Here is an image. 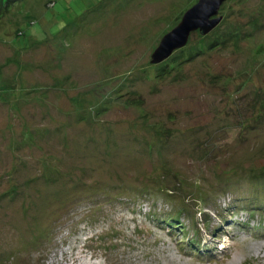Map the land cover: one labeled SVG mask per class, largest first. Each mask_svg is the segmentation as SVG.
Wrapping results in <instances>:
<instances>
[{
	"label": "rangeland",
	"instance_id": "obj_1",
	"mask_svg": "<svg viewBox=\"0 0 264 264\" xmlns=\"http://www.w3.org/2000/svg\"><path fill=\"white\" fill-rule=\"evenodd\" d=\"M197 1L0 8V264H264V221L235 209L264 197L248 175L264 169V0H226L184 46L206 51L158 80L152 55ZM163 170L173 193L110 190ZM200 195L206 216L177 218Z\"/></svg>",
	"mask_w": 264,
	"mask_h": 264
},
{
	"label": "trees",
	"instance_id": "obj_2",
	"mask_svg": "<svg viewBox=\"0 0 264 264\" xmlns=\"http://www.w3.org/2000/svg\"><path fill=\"white\" fill-rule=\"evenodd\" d=\"M16 2V1H18V0H0V8H3V5L4 4H8L9 2ZM54 1L52 2V1H50V3L47 5V8L48 9H50L51 7H53L54 6ZM88 7V6H87ZM85 9V8H84ZM83 9V10H84ZM80 12H77V13H75L73 16H72V20H71V22L69 23L70 25L69 26H72V24H74V23H76V25L77 24H81V22H82V19H84L85 17H81L80 16V14H79ZM242 33H244V32H242ZM57 34V33H56ZM207 36V35H206ZM200 49H197L198 51H196V52H198V53H192V54H188V53H186L185 51H186V49H185V47H183V48H181V49H178V50H176V51H174L173 53H172V55L169 57V60H165V64L164 65H162L161 66V68L158 70V69H156L155 70V72L157 73L156 74V78L158 79V80H163V79H165V78H167V77H172V78H174L172 75H170L172 72H174V71H176L178 68H179V66L181 65V63H177L178 61H184V60H189V59H191V58H195V56L197 55V54H199L200 52H205L206 51V49H207V47H208V45L206 44H201L200 45ZM177 51H179L178 52V55L176 56V55H173L175 52H177ZM179 53H181V54H179ZM180 56V57H179ZM180 59V60H179ZM177 63V64H176ZM133 104H136V105H140L141 104V102H139V101H135V102H133ZM141 110V109H140ZM141 119H143V121H141V122H143V124H145L144 122H149V123H147V125L146 126H150L149 127V129L147 130V131H145V132H143L142 134H141V137L143 138V135L146 133V134H153V136L154 137H156L157 135H158V137L157 138H159L160 136H159V134L160 133H167L169 130H163L162 129V127H161V125L159 124V123H157V122H155V121H153L151 118H148L147 116H145L144 115V117H141ZM160 140L162 139V137H160L159 138ZM144 141H149L150 142V140H144ZM154 141V140H153ZM205 144H206V142H205ZM201 147H205L204 146V143H202V146ZM134 162L136 161V158L133 160ZM160 168H162L163 169V166H161ZM136 170H129L128 168H126V172L123 170L122 172H123V174L125 175V176H127L130 180H134V179H139L140 178V173H138V172H135ZM230 171V170H229ZM152 176H146L145 178H147V179H150V181H145L144 182V184L145 185H142V187H136V188H134V189H131V188H127V186H125L124 185V187L125 188H123L122 187V185H120V184H114L115 185V189H113V187H114V185L112 186V187H110V190L111 191H116V190H124V191H133V190H137V189H139V191H141V192H143V191H148L149 190V188H151L152 190L153 189H155V188H153V187H156L157 189H159V191H166L167 190V193H173V190H170V189H168V188H165L166 187V184H159L158 182H157V179H163L164 177H163V175L162 174H166L165 172H164V170H163V172H161V173H158V172H153L152 171ZM226 174H229V173H226ZM249 176H250V178H252V179H255V180H261V179H264V169L263 170H261V171H254L253 173L250 171L249 172V174H248ZM142 177V176H141ZM159 177V178H158ZM162 177V178H161ZM229 180V179H228ZM227 180V181H228ZM148 182H151V184H149ZM156 184H157V186H156ZM181 185H184V184H181ZM239 185V184H238ZM254 185H259V184H254ZM149 188H148V187ZM256 188H257V186H255ZM145 189V190H144ZM181 190H179V192H180ZM199 193H200V190H199ZM201 194V193H200ZM198 199H195V201H193L194 202V205L192 206V205H190L191 204V202H190V200L188 199V198H183V199H181L180 201H181V203H182V205L180 206V209L181 210H179V211H177V214H176V216H177V218H179L180 217V211H185V212H188V213H191V211L194 209V217L196 216V214L197 215H199V216H206V209H209V205H211L210 203V198H208L207 196H203V195H200V196H198L197 197ZM186 208H188V210H186ZM244 208V209H243ZM238 212H240V213H245V214H247V215H254V212H255V215H256V221L257 222H263L264 221V197L263 196H259V195H257V197L255 198V199H251V200H249V199H247L246 200V202L242 205V207H236L235 208ZM245 210V211H244ZM182 213V212H181ZM169 219H173V218H171V216H169L168 218H167V221L169 220ZM193 219V218H192ZM196 219V218H195ZM194 219V220H195ZM177 227V224L175 225V228ZM200 227V226H199ZM257 230H258V228H256ZM261 230V229H260ZM196 243V245H199L200 244V242H195Z\"/></svg>",
	"mask_w": 264,
	"mask_h": 264
},
{
	"label": "water",
	"instance_id": "obj_3",
	"mask_svg": "<svg viewBox=\"0 0 264 264\" xmlns=\"http://www.w3.org/2000/svg\"><path fill=\"white\" fill-rule=\"evenodd\" d=\"M225 1L198 0L183 14L174 29L162 38L158 48L152 55V62L159 64L168 59L174 51L183 48L187 44L193 32L207 35L214 30L222 21V16L218 13Z\"/></svg>",
	"mask_w": 264,
	"mask_h": 264
},
{
	"label": "bare ground",
	"instance_id": "obj_4",
	"mask_svg": "<svg viewBox=\"0 0 264 264\" xmlns=\"http://www.w3.org/2000/svg\"><path fill=\"white\" fill-rule=\"evenodd\" d=\"M185 13V12H184ZM213 31V30H212ZM201 35V34H200ZM172 228H175V226L173 225V226H171ZM218 230H219V228H218Z\"/></svg>",
	"mask_w": 264,
	"mask_h": 264
}]
</instances>
